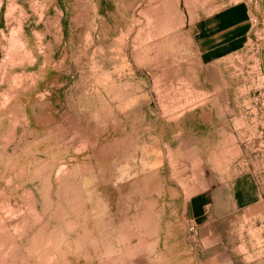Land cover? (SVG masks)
Listing matches in <instances>:
<instances>
[{
    "label": "rangeland",
    "instance_id": "rangeland-1",
    "mask_svg": "<svg viewBox=\"0 0 264 264\" xmlns=\"http://www.w3.org/2000/svg\"><path fill=\"white\" fill-rule=\"evenodd\" d=\"M233 4L243 48L202 65L196 22ZM232 186L255 205L188 234ZM216 256L264 264V0H0V264Z\"/></svg>",
    "mask_w": 264,
    "mask_h": 264
},
{
    "label": "crops",
    "instance_id": "crops-1",
    "mask_svg": "<svg viewBox=\"0 0 264 264\" xmlns=\"http://www.w3.org/2000/svg\"><path fill=\"white\" fill-rule=\"evenodd\" d=\"M249 30L250 17L244 4L229 5L199 19L195 24L193 43L201 64L211 65L240 51L245 44ZM194 121L198 122L197 118L184 117L183 128H191ZM201 183L204 184L203 181ZM206 183L209 184L208 181ZM230 190L231 194L228 197L224 194L227 191L222 190H209L191 196L184 204L185 218L200 227L204 226L207 221L228 218L233 213L255 205L250 198L248 188L244 186L233 188L232 186ZM222 248L227 249L228 247L223 246ZM226 260L219 256L209 257L201 264H224Z\"/></svg>",
    "mask_w": 264,
    "mask_h": 264
},
{
    "label": "built area",
    "instance_id": "built-area-1",
    "mask_svg": "<svg viewBox=\"0 0 264 264\" xmlns=\"http://www.w3.org/2000/svg\"><path fill=\"white\" fill-rule=\"evenodd\" d=\"M186 229L188 234H190L191 236H195L197 234V230H198L197 226L188 219L186 221Z\"/></svg>",
    "mask_w": 264,
    "mask_h": 264
}]
</instances>
